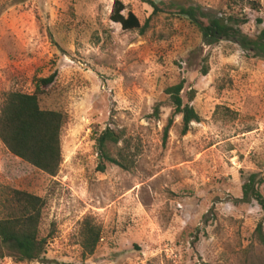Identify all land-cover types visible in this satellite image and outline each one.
<instances>
[{
	"label": "rangeland",
	"instance_id": "rangeland-1",
	"mask_svg": "<svg viewBox=\"0 0 264 264\" xmlns=\"http://www.w3.org/2000/svg\"><path fill=\"white\" fill-rule=\"evenodd\" d=\"M114 1L0 0V111L8 93L32 94L54 74L38 103L64 118L54 177L0 143V217L12 190L43 199L49 261L0 264H264L261 210L237 202L245 178L264 175V54L236 39L208 45L177 11L198 9L256 39L264 0H152L172 6L157 14L144 0H118L143 32L110 20ZM180 81L199 121L182 135L176 115L164 137L165 90ZM106 128L138 147L129 171L98 170L95 137ZM88 229L100 237L92 255L82 248Z\"/></svg>",
	"mask_w": 264,
	"mask_h": 264
},
{
	"label": "trees",
	"instance_id": "trees-1",
	"mask_svg": "<svg viewBox=\"0 0 264 264\" xmlns=\"http://www.w3.org/2000/svg\"><path fill=\"white\" fill-rule=\"evenodd\" d=\"M153 9V14L172 12L168 3L144 0ZM123 4L115 0L110 20L119 24L123 30H140L136 16L128 12L123 16ZM179 14L187 15L193 21L206 44L212 45L221 39H236L241 47L248 51L264 54V28L256 39L242 36L240 31L222 18H206L198 9H177ZM231 20V19H228ZM234 22V21H233ZM206 75V69L201 70ZM55 75L38 81L32 94L12 92L6 95L0 111V143L16 158L26 162L35 169L54 177L61 163L60 132L64 124L62 114L54 111L41 110L38 96L54 82ZM183 81L168 87L165 94L173 107L163 130L164 137L172 124V118L181 116V134L185 135L192 122H198L199 117L193 108L184 105L181 99ZM192 99V95L190 96ZM159 107L153 109L157 117ZM122 143V147L118 144ZM95 146L101 162L98 170L103 172L107 164L117 166L123 171H129L134 166L138 147H133L125 138L123 130L106 128L96 134ZM254 201L260 208L264 222V175L251 173L241 187V198L237 202ZM44 200L32 194L12 190L10 196L2 203L3 214L0 217V261L5 258L15 263L34 262L49 263L44 259L46 242L39 237ZM259 223L255 233L260 243H263L262 223ZM99 233L88 229L82 236V248L85 255H92L99 241Z\"/></svg>",
	"mask_w": 264,
	"mask_h": 264
},
{
	"label": "water",
	"instance_id": "water-1",
	"mask_svg": "<svg viewBox=\"0 0 264 264\" xmlns=\"http://www.w3.org/2000/svg\"><path fill=\"white\" fill-rule=\"evenodd\" d=\"M100 158V157H99Z\"/></svg>",
	"mask_w": 264,
	"mask_h": 264
}]
</instances>
